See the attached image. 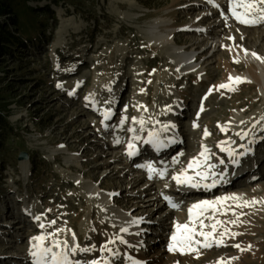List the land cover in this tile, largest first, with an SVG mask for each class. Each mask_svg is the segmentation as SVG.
<instances>
[{
	"label": "rangeland",
	"instance_id": "374dc122",
	"mask_svg": "<svg viewBox=\"0 0 264 264\" xmlns=\"http://www.w3.org/2000/svg\"><path fill=\"white\" fill-rule=\"evenodd\" d=\"M217 3L220 8L207 0H62L57 5L28 0L36 8L39 37L26 39L14 53H0V115L12 128L0 148V264H30L31 238L57 229H65L58 238L69 244L74 233L81 246L99 247L102 235L119 233L122 222L133 218H142L143 236L142 246L129 244L130 251L141 253L146 264H172L180 252L167 256L165 248L174 224L188 222L192 204L184 198L198 197V202L248 191L256 203L236 208V202H226L239 216L237 223H228L237 219L231 210L215 217L225 222L218 231L227 227L240 235L226 237L224 246L201 249L198 256L186 253L184 261L264 264V131L255 133L264 127L256 123L264 115V59L260 67L250 59L253 52L264 58V23L222 25L227 0ZM6 21L0 18L1 24ZM176 52L188 55L197 71L181 75ZM229 75L245 82L235 91L217 90ZM109 108L112 116L102 124V112ZM122 116L127 119L120 125ZM133 117L144 119L143 131ZM166 124L175 127L160 132ZM224 125L228 134L220 130ZM205 128L210 135L204 136ZM153 129L170 135L176 141L173 149L126 159L131 137H142L133 141L135 146L145 144ZM241 130L249 132L243 140L235 135ZM229 139L236 153L245 150L240 145L251 149L239 157L235 171L227 169L232 158L220 150L219 142ZM202 145L209 150L208 163L217 166L213 171L240 176L227 188L220 183L208 189L206 197L185 192L171 179L199 157ZM21 152L26 158L19 160ZM179 153V162L171 163ZM147 162L166 174L145 177L147 169L137 165ZM255 163L262 169L249 170ZM164 196L179 207H170ZM109 211L117 212L106 217ZM38 215L40 221L34 219ZM96 252L75 258L88 261ZM120 253L112 264H126V254Z\"/></svg>",
	"mask_w": 264,
	"mask_h": 264
},
{
	"label": "snow or ice",
	"instance_id": "6c2138e0",
	"mask_svg": "<svg viewBox=\"0 0 264 264\" xmlns=\"http://www.w3.org/2000/svg\"><path fill=\"white\" fill-rule=\"evenodd\" d=\"M207 3L211 4L215 8H220V4L217 3V0H207ZM227 8L228 14L221 12V17L224 19L225 24L227 25V21L229 15L234 18L238 23L246 25V26H255L258 24L264 23V0H227ZM228 39H233L232 37H228ZM245 51V55H248V51ZM251 55L255 59H264L259 57V55L255 52L251 53ZM234 62H239L238 60ZM245 82V78L242 77H232L229 75L227 83H221L217 90L226 89L228 91H235V86L239 83ZM79 86V84H77ZM57 87H61V85H57ZM143 91V89L141 90ZM213 89H209L210 95ZM73 92H70L69 95H72ZM85 99H89V97H85ZM171 107L169 106V109ZM203 104L201 105V111H203ZM199 116V113L197 114ZM103 120L101 121L104 124V121L109 120L112 116L111 108L106 109L102 112ZM126 117H121L120 125L125 123ZM133 122L138 123L140 125V130L143 131L145 121L141 117L137 120L136 117H133ZM264 122V115L260 117V120L257 121V124H261ZM243 124L244 122L241 121ZM107 127V125H104ZM198 125L194 122L193 127H197ZM219 126V125H218ZM174 128L175 125H163L160 128V132H167L169 128ZM256 125H253L255 128ZM220 130L223 132L228 131V126H220ZM264 131V127L261 128ZM128 131L130 133H135L136 129L129 127ZM210 133L205 128L204 136H208ZM241 140L249 135L248 131L241 130L235 133ZM142 140V137L139 135H133L129 140L127 145V155L129 157L135 156L137 154V149L133 141ZM119 139L115 141V143H119ZM145 144H150L156 150L161 148L168 147V145L175 143L174 139H168L167 142L161 140L158 132L153 129L148 132L147 138L142 141ZM253 140H250L249 143H253ZM220 145H229L227 147H221L220 150L222 152H226L229 157H231L232 164H239V156H243L250 152V148H246L244 145H240L239 147L244 148L245 150L240 153H236L235 149L230 145L234 143L231 139L226 141L219 142ZM219 146V145H218ZM183 155V153H179L177 156L172 158L171 163L176 164L179 162V156ZM202 158V159H201ZM209 159V150L206 146H201V152L199 153V157L192 158L187 167L181 169L180 172L172 175L171 179L175 181L177 186H184L191 189H213L217 187L223 181L224 174L216 173L213 171L217 166L214 164L208 163ZM221 164L224 163L223 160L220 161ZM137 167L146 168L148 173V178L152 179L154 176L163 177L166 174V169L161 168L157 169L151 162H147L142 165H137ZM193 170V173L190 175L188 170ZM219 177V178H217ZM210 181V182H209ZM167 187V185H166ZM115 195L113 193L109 194ZM164 200L168 203V205L172 208H178L179 205L172 201L171 197L164 196ZM239 201L241 198L235 194L232 196H224L217 197L214 200H200L188 208V222L185 224L175 223L174 229L175 231L172 233L170 237V242L168 244V250L171 252H182V253H195L197 256L200 253L201 249H210L213 246L220 247L224 246L226 243V237L234 238L239 233L230 232L227 227H224L222 230L218 231V228L222 226L225 222L216 219V215L221 212L232 211L233 215H237L234 209L231 206H226L227 201ZM255 198L252 201H243V203H235L236 208H242L244 206H249L251 204L256 203ZM48 211H51L50 209ZM211 212L212 215L206 216V213ZM243 213H241L242 215ZM35 220L40 221L41 216L34 217ZM208 219L212 221L210 224H205L204 220ZM239 221V216L237 215L236 220L229 221L228 223L235 224ZM142 222V218H133L128 222L129 225H139ZM197 223L199 225V229H197ZM50 224H55V221H51ZM115 226V225H114ZM39 227L41 229L46 228L44 223H39ZM210 229L209 231H205V229ZM65 231V229H57L52 233H42L41 235H37L31 238L32 244L29 250L31 257V264H112L111 258H118L121 256V253L118 249H114L111 245H114L117 241L120 244L128 245V242L124 239L123 235L120 233H129V227L121 226L119 228V233L113 235L109 239L106 240L103 244L85 245L81 246L76 242L75 234H72V243L69 244L67 240H61L58 238L59 233ZM71 231V230H68ZM94 231V229H93ZM135 235H140V232L134 233ZM202 238V239H200ZM49 241L48 244H45V241ZM129 247H133V245H128ZM142 246V242L138 245ZM240 250H244L241 248L239 244L231 245ZM95 251H99L101 256L98 258H93L88 261H81L76 259V255L78 253H92ZM126 264H141L140 261L132 258L131 256H126ZM232 259H236L233 257ZM214 264H226V260L224 258L219 259L214 262Z\"/></svg>",
	"mask_w": 264,
	"mask_h": 264
},
{
	"label": "bare ground",
	"instance_id": "6f19581e",
	"mask_svg": "<svg viewBox=\"0 0 264 264\" xmlns=\"http://www.w3.org/2000/svg\"><path fill=\"white\" fill-rule=\"evenodd\" d=\"M222 12H224L225 14H228V8H227V6H225L224 7V9L222 10ZM218 17H220V16H218ZM225 24V21H224V19H223V23H222V25H224ZM227 24H239V25H241L240 23H238L234 18H232L230 15H229V18H228V21H227ZM158 24L155 26H151V31L155 28V27H157L158 28ZM158 38H160V37H158ZM169 49H173L171 46L170 47H168ZM176 58H177V61H178V63L183 67L182 68V70H181V72H180V74L181 75H185V74H188V73H194L195 71H197V64L195 63V62H193L192 61V59H190V60H188V55H185V54H183V53H180V52H176V56H175ZM250 59L252 60V62H254V64H256L257 66H259L260 67V62H259V60L258 59H255L253 56L252 57H250ZM73 72H75V70L73 71ZM156 120H158L157 118H155V120H153V122L152 123H154ZM243 122H245V121H243ZM238 124L239 125H241L242 123L241 122H238ZM260 131H262L260 128H256L255 129V133L257 134V135H259V133H260ZM227 134H228V132H226ZM230 134V133H229ZM234 136V135H233ZM159 137H160V139L161 140H164L165 142H167V140L168 139H170V135H159ZM147 138V137H146ZM239 140H240V138L239 137H237ZM237 139V140H238ZM256 139V138H255ZM259 139V138H258ZM150 145V144H149ZM175 145V143H173V144H170V145H168V147H165V148H161L163 151H162V153L163 154H165L164 153V151L166 150L167 152H169L170 150H172L173 149V146ZM139 146V145H138ZM151 147H152V145H150ZM227 146H229V145H220V147H227ZM140 150H139V152H140V154H139V156L138 157H140V155L143 153V152H148L149 150H148V147L145 145V144H141L140 146ZM154 149V148H153ZM155 150V149H154ZM127 155H125V158L127 159ZM240 157V156H239ZM239 157H238V159H239ZM230 162H231V160H229ZM240 163H241V160H240ZM139 165H141V164H139ZM228 166V170L229 171H235V170H237L238 169V167H239V165L238 164H229V165H227ZM251 166H253L251 169H249V170H254V168H257V169H259V170H261L262 168H261V165H259V164H256L255 163V165H251ZM248 169H247V173H249L250 171H249ZM190 172L191 173H193V170H190ZM145 177H147L148 178V176H145ZM231 177V178H230ZM240 176H238V175H233V176H226V177H224L223 178V181L221 182V184L222 183H224L225 184V188H227L228 186H230V185H232L234 182H236V181H238L237 179L239 178ZM218 178V177H217ZM140 179L139 178H134V180H133V182H138ZM154 180V179H153ZM210 182V181H209ZM150 186L151 185H149L148 187H146V189L144 190V191H148L149 189H150ZM262 190H264V187H260ZM183 189H189V188H187V187H183ZM195 193H201V194H204V195H202V196H204V197H206L205 196V194H207L206 193V191H204V190H198V189H195V190H193ZM183 194H185V192L183 193ZM209 194V193H208ZM252 195V194H254L253 192H251V191H248V192H246L245 194H239V195H237V196H239L240 198H241V200H239V201H236V203H243V201H250L249 200V195ZM155 197H153V199H154ZM198 197H193V200H191V199H188V198H184V202L186 203V202H189V201H191V203L190 204H194V200H196ZM208 198V197H207ZM210 198V197H209ZM215 198H212V199H210V200H214ZM209 200V199H208ZM196 203V202H195ZM117 211H109V212H107V215H106V217H112V216H114V214L116 213ZM209 215H212V213L211 212H209L208 213V216ZM109 220H111V221H116L114 218H110ZM129 221H131V220H125V221H123L122 222V226H125V227H129V233H120V235H123L124 236V239L128 242V245L129 244H136V245H138V244H140L141 242V240H140V237L141 236H143V232L142 231H140L141 230V228L138 226V225H129L128 224V222ZM121 222V221H120ZM137 232H140V235H135L134 233H137ZM113 235H111L110 233H108V232H106L104 235H102V237H101V243H100V245L101 244H103L104 242H106V240L107 239H109L110 237H112ZM76 237V241L78 240V237L77 236H75ZM128 245H123V244H120L118 241L114 244V246H116V249H118L119 251H121L122 253H124V254H126V256H131L132 258H134V259H136V260H138V261H140L141 262V264H146L147 263V259L141 254V253H138V252H132V251H130V249L128 248ZM111 246H113V245H111ZM165 252H167L166 253V255L168 256H170L171 254H173V253H178L179 251H177V252H171V251H169L168 250V247H166L165 248ZM178 254H180V255H178V256H175V260L177 259V261H174L172 264H188L187 262H185L184 260H185V258H186V256H187V254L186 253H182V252H180V253H178ZM101 256V253L99 252V251H97L96 252V255H95V258H98V257H100ZM31 264V263H30Z\"/></svg>",
	"mask_w": 264,
	"mask_h": 264
},
{
	"label": "trees",
	"instance_id": "16d2710c",
	"mask_svg": "<svg viewBox=\"0 0 264 264\" xmlns=\"http://www.w3.org/2000/svg\"><path fill=\"white\" fill-rule=\"evenodd\" d=\"M48 1L57 5L62 0ZM27 3L28 0H0V18L4 16L10 21L0 23V53H14L15 47L24 45L26 39L36 40L39 37L41 25L36 21V8ZM48 7L45 5L44 9L49 11ZM27 33L32 36L28 38ZM11 129L6 116L0 115V148L5 144Z\"/></svg>",
	"mask_w": 264,
	"mask_h": 264
},
{
	"label": "water",
	"instance_id": "95a60500",
	"mask_svg": "<svg viewBox=\"0 0 264 264\" xmlns=\"http://www.w3.org/2000/svg\"><path fill=\"white\" fill-rule=\"evenodd\" d=\"M24 158H26V153L25 152L19 153L18 159L21 160V159H24Z\"/></svg>",
	"mask_w": 264,
	"mask_h": 264
}]
</instances>
